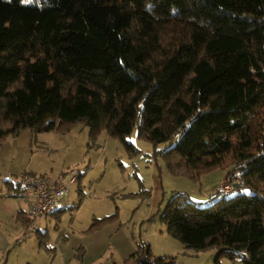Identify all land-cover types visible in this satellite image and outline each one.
I'll use <instances>...</instances> for the list:
<instances>
[{"label":"trees","instance_id":"16d2710c","mask_svg":"<svg viewBox=\"0 0 264 264\" xmlns=\"http://www.w3.org/2000/svg\"><path fill=\"white\" fill-rule=\"evenodd\" d=\"M77 123L128 154L135 131L175 175H237L204 205L172 193L159 218L185 247L264 264V0H0V143ZM126 262L178 264L148 247Z\"/></svg>","mask_w":264,"mask_h":264},{"label":"rangeland","instance_id":"374dc122","mask_svg":"<svg viewBox=\"0 0 264 264\" xmlns=\"http://www.w3.org/2000/svg\"><path fill=\"white\" fill-rule=\"evenodd\" d=\"M36 134L38 141L31 150L33 156L29 170L55 179L76 169L79 176L70 184L69 192L60 202L63 209L60 219L55 220L50 215L47 219L36 218L28 229L22 228L14 215L19 205L27 211L29 200L12 195L0 177V236L10 242L5 249L7 264H58L53 252L37 255L32 248L36 243L34 235L37 228L47 229L49 236L54 238L61 228L70 227L68 230H72L75 236L83 238L94 218L112 213L117 214L114 221H118L125 235L129 234L136 240L135 249L146 252L148 247L151 256H170L178 264H243L240 256L230 258L220 254L217 247L204 250L185 247L166 232V226L159 218L172 193L185 192L204 205L209 202L207 197L215 194L222 183L229 181L231 187L237 183V175H225L220 168L203 174L199 179L172 174L163 158L153 155V145L138 139L135 131L126 138L138 149L134 154H128L123 143L104 130L92 145L88 139V127L79 123L71 125L63 133L57 131L53 136L49 131ZM26 174L38 175L49 183L47 178L37 173ZM79 189L84 193L82 200L78 198ZM68 205H71L70 209ZM24 234L30 236L28 240L29 236L26 237L27 244L22 240Z\"/></svg>","mask_w":264,"mask_h":264},{"label":"crops","instance_id":"0c3cea01","mask_svg":"<svg viewBox=\"0 0 264 264\" xmlns=\"http://www.w3.org/2000/svg\"><path fill=\"white\" fill-rule=\"evenodd\" d=\"M49 132L53 136L57 131L52 130ZM36 133L38 132H33L30 129H23L16 136H9L0 143V177H2L3 180L7 178L18 180L23 173L27 172L42 175L48 179L49 183L53 184L60 178L61 175L55 179H51L46 175L36 172V170H29L30 160L33 156L31 150H33L32 147L35 145V142L38 141V135ZM42 138L48 139V137L44 138V136H42ZM46 140H43V142L47 143ZM222 175L223 173L216 180L217 182ZM12 191L13 190H11V192ZM80 191L79 189V192ZM64 198L65 196L59 201V211L50 214L55 220L60 219V213L63 210L60 206V202L64 200ZM28 200L30 208L27 211L23 205H19L18 209L23 210L27 214L29 213L31 216V200ZM70 207L71 205H68L69 209ZM14 217L16 218V213ZM31 218L33 220L27 224L21 222L17 218L16 220L21 223L22 228L28 229L30 223L36 219L33 217ZM37 219L39 220L40 218ZM41 219H47V217ZM114 220L101 223L95 228H90V224L87 229L88 233L84 235L83 238L75 236L72 230H68L70 227L61 228L54 238L49 236L47 229L42 231L37 228L36 235H34L36 243L33 244L32 248L35 249L37 255L41 252L45 254L53 252V258L58 259V264H126L129 256L136 251V240H134L133 236L130 237L129 234L125 235L118 221ZM18 234L17 232L16 235ZM16 235L14 237H16ZM28 236L24 234V239H22L26 244L27 240L30 239V236ZM26 237H28L27 240ZM42 242H45V245H43ZM9 243L6 237L0 236V264L8 263V256L5 253V249L9 247ZM4 258L6 259L4 260Z\"/></svg>","mask_w":264,"mask_h":264},{"label":"built area","instance_id":"2783aa9c","mask_svg":"<svg viewBox=\"0 0 264 264\" xmlns=\"http://www.w3.org/2000/svg\"><path fill=\"white\" fill-rule=\"evenodd\" d=\"M79 176L76 169H71L54 184L38 175L23 173L18 179L16 197L31 200L30 214L33 218H46L59 207V201L69 191L70 184ZM230 178V177H229ZM225 182V181H224ZM231 190L229 181L222 183L215 192V196L221 197Z\"/></svg>","mask_w":264,"mask_h":264}]
</instances>
